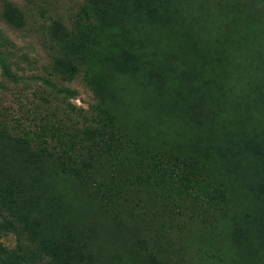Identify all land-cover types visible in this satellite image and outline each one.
Listing matches in <instances>:
<instances>
[{"label":"rangeland","instance_id":"374dc122","mask_svg":"<svg viewBox=\"0 0 264 264\" xmlns=\"http://www.w3.org/2000/svg\"><path fill=\"white\" fill-rule=\"evenodd\" d=\"M2 120L0 264H264V0H0Z\"/></svg>","mask_w":264,"mask_h":264},{"label":"trees","instance_id":"16d2710c","mask_svg":"<svg viewBox=\"0 0 264 264\" xmlns=\"http://www.w3.org/2000/svg\"><path fill=\"white\" fill-rule=\"evenodd\" d=\"M91 19L89 18H79V19H75L73 22H71V24L69 25V27H66V30L70 31V33L73 34H77V33H81L85 30H88V28L91 26L90 23ZM86 26V27H85ZM70 108L73 109L75 107L70 105ZM71 111V110H70ZM68 116V117H67ZM63 117L66 118L67 117V121L71 122L72 124V128H73V132H77L79 127H76V125L78 123H76V121L72 122V118L69 117V114H67L66 112H63ZM76 119L81 120V126L80 128H82V132L81 135H85L86 138L89 141L90 145H97L99 142H104L102 141V136L105 134L103 132V126L101 121L98 119V116L95 114V109L89 105L88 108L86 110L83 109H77V113L74 116ZM5 116L2 118L4 119ZM71 118V120H70ZM69 119V120H68ZM14 122H18V121H14ZM0 128H2L3 132L5 134H7L10 138H13L14 140L20 142L22 145H24L28 151L33 155H37L41 148L39 147L38 143L35 142V138H31V136H29V134L22 132L21 134L16 133L15 131H13V125H8V123H6L5 121H0ZM56 130L54 127L50 126V127H42L41 131H47V130ZM34 137H37V134H34ZM74 138H72L73 140ZM71 144H74V142H70ZM78 146V145H77ZM80 147V146H79ZM70 148H72V145H70ZM77 157H75L74 159H67L68 162L69 161H75ZM190 175H185L182 177V179L180 180L178 178V181L180 182V184H176L174 185L175 187H180L181 183L183 181H186L187 184V188H190L191 190H193L192 185L189 181ZM195 190L196 193L194 192V195L196 196L197 200H202L204 199L203 203L206 205H214L219 199H220V195L217 192L212 191L211 193H206L205 189H203V186L200 185L199 183H196L195 186ZM16 251H20L21 250V243H18L16 245Z\"/></svg>","mask_w":264,"mask_h":264}]
</instances>
